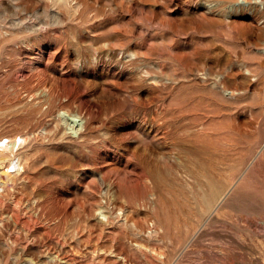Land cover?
<instances>
[{
  "label": "rangeland",
  "instance_id": "obj_1",
  "mask_svg": "<svg viewBox=\"0 0 264 264\" xmlns=\"http://www.w3.org/2000/svg\"><path fill=\"white\" fill-rule=\"evenodd\" d=\"M1 140L0 264H264V0H0Z\"/></svg>",
  "mask_w": 264,
  "mask_h": 264
},
{
  "label": "bare ground",
  "instance_id": "obj_2",
  "mask_svg": "<svg viewBox=\"0 0 264 264\" xmlns=\"http://www.w3.org/2000/svg\"><path fill=\"white\" fill-rule=\"evenodd\" d=\"M2 141V140H1ZM0 141V142H1ZM3 143L2 144H0V148H2V149H0V168H1V164H2V162L3 161H5V160H8V155L9 154H14V148H15V145H16V143L15 142H13V143H10L8 140H5V141H2ZM10 144V145H9ZM264 149V148H263ZM262 149V150H263ZM260 155H262V154H260ZM14 159V158H13ZM15 160H17V159H14L13 161L14 162H11L10 163V166L8 167V168H6V170H2V169H0V174H3V175H5V176H8V174L9 173H12V171L11 170H13V168L14 167H17V164L18 163H15L16 161ZM9 161V160H8ZM18 162H19V160H18ZM20 163V162H19ZM18 166H19V164H18ZM19 168V167H18ZM4 169V168H3ZM16 171V170H15ZM246 173V172H245ZM244 175V174H243ZM242 178V177H241ZM236 184V183H235ZM238 184V183H237ZM237 184H236V186H237ZM229 194V193H228ZM231 195V194H230ZM229 195V196H230ZM234 196V195H233ZM228 197V196H227ZM221 200V199H220ZM219 200V201H220ZM224 199H222L221 200V202L223 201ZM217 202V201H216ZM223 203V202H222ZM219 204V203H218ZM220 206V205H219ZM216 207H217V205H216ZM218 208V207H217ZM214 211V210H213ZM216 211V210H215ZM215 211H214V213H215ZM212 215V214H211Z\"/></svg>",
  "mask_w": 264,
  "mask_h": 264
}]
</instances>
